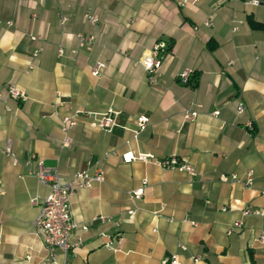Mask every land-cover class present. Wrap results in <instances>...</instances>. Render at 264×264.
Returning a JSON list of instances; mask_svg holds the SVG:
<instances>
[{
	"label": "crops",
	"instance_id": "0c3cea01",
	"mask_svg": "<svg viewBox=\"0 0 264 264\" xmlns=\"http://www.w3.org/2000/svg\"><path fill=\"white\" fill-rule=\"evenodd\" d=\"M251 1L0 0V264L49 258L32 222L50 188L30 174L31 158L64 180L80 172L104 177L71 196L72 217L87 230L74 232L80 243L67 254L56 250L53 264H160L171 254L179 264H264L255 240L264 215H241L246 207L264 210V0ZM85 11L97 16L94 25ZM76 34L94 40L79 47ZM157 41L168 50L149 84L140 62ZM97 62L105 67L92 75ZM183 71L187 84L177 79ZM8 84L26 100L10 98ZM68 107L82 113L62 149ZM186 109L197 117L184 120ZM108 110L115 113L110 132L90 126ZM138 117L147 119L142 128ZM7 140L16 165L1 152ZM125 154L176 157L195 175L127 162ZM247 170L250 187L219 180ZM139 188L142 195L130 198ZM238 220L241 229L227 235Z\"/></svg>",
	"mask_w": 264,
	"mask_h": 264
},
{
	"label": "built area",
	"instance_id": "2783aa9c",
	"mask_svg": "<svg viewBox=\"0 0 264 264\" xmlns=\"http://www.w3.org/2000/svg\"><path fill=\"white\" fill-rule=\"evenodd\" d=\"M251 4H258L256 0H252ZM84 21L89 25H94L97 22V16L94 13L85 11L83 14ZM67 18L63 15L59 16L60 23H64ZM8 25H11V22H7ZM204 26L209 27L212 25L210 19H206L202 23ZM237 28L233 27V31H236ZM32 40H35L34 36L30 37ZM78 40V46L83 47L89 45L93 42V36H84L82 34H76ZM168 46L163 41H157L154 43L152 48L149 50L146 55L142 58L140 65L144 69L147 77V82L149 84H156L158 81V70L161 66V61L163 55L167 52ZM41 51V48L37 49L34 52L36 55ZM58 56L62 55V49L59 48ZM232 62H230L231 64ZM105 67V64L102 62H97L91 69L92 75H98L100 71ZM31 68V66H30ZM190 72L183 71L181 72L177 79L181 84H187L189 80ZM6 92L8 96L17 101L26 100L27 96L25 92L13 84H8L6 86ZM236 114L243 113V106L240 102L236 103L235 106ZM82 112L79 109L68 107L67 112L60 117V131L62 134V139L60 142V148H68L72 139L70 137L71 129L76 125L78 117ZM197 111L195 109H186L183 112V119L192 121L197 117ZM213 115L217 116L219 111H214ZM115 113L111 110H108L106 113L100 115H93L91 117L90 126L97 128L104 132H110L112 127L115 125ZM147 119L145 117H138V127L142 128L145 126ZM249 128H251L249 126ZM1 152L4 156L8 157L12 165H16L18 160L12 150L11 141L7 140L5 144L1 147ZM124 159L127 162L132 160H138L142 162H151L163 169H174L182 173H186L190 176L195 175V170L192 165L181 162L176 157H170L163 160L155 159L152 155L138 154L133 156L132 154H125ZM33 164V169L30 171V174L36 178V180L43 185H47L50 188L49 193L45 198H43L38 203V214L32 222L34 227V232L42 240V245L45 251L48 253L49 258L43 264H53L54 263V254L58 250L63 254H67L71 251L76 245L81 241V236L78 234L75 240L72 238L74 232L83 233L87 230L86 225H81L77 223L71 214L70 211V198L71 196L80 189H87L92 187L94 184L101 183L104 180L102 171H97L93 174H88L87 172L75 173L71 178L64 180L57 168L55 167H46L40 160L31 158L29 161L25 162V165ZM219 180L221 182H235L239 183L244 187H250L253 182V171L247 170L244 172L243 177L235 173L229 175H220ZM145 183V180L142 181ZM3 194V191L0 187V195ZM142 195V189H136L129 193L130 198L138 199ZM31 204H36L37 201L35 198L30 199ZM224 210V208L222 209ZM133 210L127 211L128 215L133 214ZM242 217H247L250 215H264V210L252 209L251 207H246L241 211ZM101 220H104V217H100ZM242 221L238 220L233 222L227 229L226 234L230 235L234 231L241 229ZM2 222L0 218V228ZM156 232V228L153 229ZM256 242L264 247V232L259 233L256 238ZM108 248L118 251V247H111L110 244L106 245ZM181 249H184L180 245ZM193 263H196L199 258L194 257ZM160 264H179V257L176 254H171L162 259Z\"/></svg>",
	"mask_w": 264,
	"mask_h": 264
},
{
	"label": "trees",
	"instance_id": "16d2710c",
	"mask_svg": "<svg viewBox=\"0 0 264 264\" xmlns=\"http://www.w3.org/2000/svg\"><path fill=\"white\" fill-rule=\"evenodd\" d=\"M250 23H251V22H250ZM251 24H252L253 27H262V26H260V25H258V24H256V23H254V22H252Z\"/></svg>",
	"mask_w": 264,
	"mask_h": 264
}]
</instances>
